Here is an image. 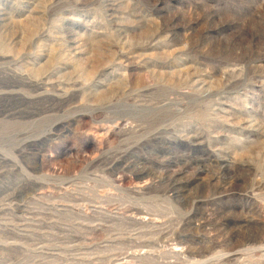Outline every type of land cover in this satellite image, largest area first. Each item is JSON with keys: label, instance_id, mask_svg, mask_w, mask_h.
Masks as SVG:
<instances>
[{"label": "rangeland", "instance_id": "374dc122", "mask_svg": "<svg viewBox=\"0 0 264 264\" xmlns=\"http://www.w3.org/2000/svg\"><path fill=\"white\" fill-rule=\"evenodd\" d=\"M14 70L82 87L0 94V264H264V0H0Z\"/></svg>", "mask_w": 264, "mask_h": 264}, {"label": "bare ground", "instance_id": "6f19581e", "mask_svg": "<svg viewBox=\"0 0 264 264\" xmlns=\"http://www.w3.org/2000/svg\"><path fill=\"white\" fill-rule=\"evenodd\" d=\"M129 70L132 72L134 70V66H129ZM9 74V82L7 83L5 89L0 90V94L3 96H10L13 94H19L20 92L26 94L29 96L30 99H37V98H51L52 100V107L51 109H44L39 111L40 114L47 112V111H53V110H68L72 107L74 104L76 97V92L82 87L80 83H78V80H73L71 83H68L67 85H60L55 84L53 80L49 79L45 74H42L38 76L37 78H32L29 75H25L23 72L15 71L10 72ZM70 80V79H69ZM101 83V82H99ZM22 87V88H21ZM23 88L29 89L31 93H29L27 90H24ZM75 96V97H74ZM74 97V98H73ZM75 105V104H74ZM19 114L23 117L26 116H36L38 113H34V111H29L26 113L19 112ZM126 123V122H125ZM124 121L118 122L116 124V127L122 126L125 124ZM95 145L97 149H100L104 144L107 142H110L112 138H114V129L113 128H107L103 129L101 128L98 132V135H95ZM199 137H195L194 141H197ZM200 143V142H199ZM202 144V143H201ZM195 146L197 144H194ZM119 169V167H118ZM143 173V176L148 174V171H145V168L141 170ZM121 184L123 182V179L120 180ZM138 188H141L142 185L137 186ZM170 190L174 191V193L177 192L178 187L173 184L172 187H170ZM147 217H139L142 221L146 220ZM175 246V245H174ZM174 248L176 251H181L182 248H179L178 245H176ZM122 259V258H121ZM121 264L124 263L125 259L121 260ZM127 260V259H126Z\"/></svg>", "mask_w": 264, "mask_h": 264}]
</instances>
